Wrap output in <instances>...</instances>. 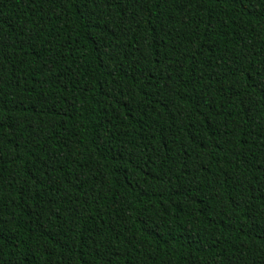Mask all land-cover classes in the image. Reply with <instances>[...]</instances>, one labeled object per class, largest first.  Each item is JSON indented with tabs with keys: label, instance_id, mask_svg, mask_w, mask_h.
<instances>
[{
	"label": "trees",
	"instance_id": "1",
	"mask_svg": "<svg viewBox=\"0 0 264 264\" xmlns=\"http://www.w3.org/2000/svg\"><path fill=\"white\" fill-rule=\"evenodd\" d=\"M0 264H264V0H0Z\"/></svg>",
	"mask_w": 264,
	"mask_h": 264
}]
</instances>
